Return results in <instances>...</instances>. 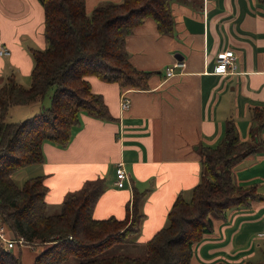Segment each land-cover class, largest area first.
<instances>
[{"label": "crops", "instance_id": "crops-1", "mask_svg": "<svg viewBox=\"0 0 264 264\" xmlns=\"http://www.w3.org/2000/svg\"><path fill=\"white\" fill-rule=\"evenodd\" d=\"M120 1L85 0V7L90 13ZM170 12L171 35H160L148 19L125 39L137 69L161 72L160 78L151 76L150 89L127 90L130 106L121 111L119 86L88 76L91 91L103 97L115 121L81 113L66 147L44 142L43 161L13 174L14 181L21 170L30 169V177L44 176L48 214L59 212L67 193L97 176L104 178L105 190L94 205L95 219H122L132 189L147 190L140 205V231L134 236L144 243L166 225L176 196L189 198L201 176L200 147L219 143L227 121H233L241 141L252 140L250 130L256 131V125L251 111L264 107V4L171 0ZM43 21L38 0H0V47L9 51L0 55V85L13 74L18 84L29 86L31 50L46 46ZM228 49L236 56L235 72L214 74L216 54ZM175 60H183V68L165 77L164 68ZM33 101L43 108V101ZM256 134L264 144V130ZM118 162L128 174L123 188L114 186ZM232 173L238 184H256L264 198V147L235 164ZM263 259L264 199L230 208L225 219L214 220L211 232L193 251L198 264H258Z\"/></svg>", "mask_w": 264, "mask_h": 264}, {"label": "trees", "instance_id": "trees-1", "mask_svg": "<svg viewBox=\"0 0 264 264\" xmlns=\"http://www.w3.org/2000/svg\"><path fill=\"white\" fill-rule=\"evenodd\" d=\"M38 1L43 8L46 46L31 50L30 84L24 87L10 74L0 85L1 222L8 231L23 237L26 245H44L31 264H62L69 258H75L76 264H198L193 261L194 247L211 232L214 220L225 219L230 208L264 199L256 184H238L232 173L235 164L264 147L256 134L264 130V107L251 111L256 125V131L250 130L252 143L241 141L229 120L219 143L200 147L198 183L189 198L181 193L176 196L166 225L144 242L143 258L121 253L101 256L139 233L143 219L140 205L147 190L132 189L122 219H95L92 211L105 190L104 178L84 181L67 193L59 212L48 214L44 176L30 177L21 185L12 176L43 161L44 142L66 147L73 129L80 125L81 113L115 121L103 97L91 91L88 76L116 83L121 91L148 90L151 76L161 77V72L140 70L130 62L125 39L148 19L160 35H171V0H121L97 6L90 13L85 0ZM257 1L264 4V0ZM49 91L48 107L20 122L6 120L12 107L42 102ZM23 248L28 246L5 250L0 245V264H21ZM258 264H264V259Z\"/></svg>", "mask_w": 264, "mask_h": 264}, {"label": "built area", "instance_id": "built-area-1", "mask_svg": "<svg viewBox=\"0 0 264 264\" xmlns=\"http://www.w3.org/2000/svg\"><path fill=\"white\" fill-rule=\"evenodd\" d=\"M9 51L1 46L0 47V55L7 56ZM215 66L213 69L214 74H232L235 72L236 66V56L233 50H224L216 54L215 57ZM184 66L183 60H175L172 64L167 66L164 69L165 77H171L176 74L177 70H181ZM120 109L121 111H125L130 106V99L127 96L126 91H122L120 94ZM115 179L114 186L116 188H123L128 182V174L126 173L121 162H118L115 166L114 170ZM261 236L263 234H260ZM29 244V245H28ZM29 248H33L34 244L28 243ZM0 245L3 246L5 250L12 249L16 246L24 247L27 246L23 237L14 235L11 231H8L6 226L0 220Z\"/></svg>", "mask_w": 264, "mask_h": 264}, {"label": "rangeland", "instance_id": "rangeland-1", "mask_svg": "<svg viewBox=\"0 0 264 264\" xmlns=\"http://www.w3.org/2000/svg\"><path fill=\"white\" fill-rule=\"evenodd\" d=\"M25 87V86H24ZM50 94L51 91H49L42 102L43 108H46L50 105ZM34 101L30 103L29 105H26L24 107H16L11 110L12 113H9L7 117V121L10 122H20L23 121L26 118L32 117L36 113L39 112L40 108H37V104ZM42 109V108H41ZM114 169V168H113ZM21 172V173H20ZM19 173L14 175L15 181L17 183H21L26 178H30V174L32 171L30 169L27 170H21ZM52 211V210H51ZM59 211V210H57ZM57 213V212H56ZM28 246V245H27ZM43 246H36L34 245L33 248H23L21 249V264H31L30 260L32 257L37 254L38 252L42 251ZM125 254L131 257H138L143 258L145 256V246L143 242H137L136 238L134 236L130 237L129 240L125 243L115 244L111 246L110 248L106 249L103 253H101V256L106 255H113V254ZM29 261V262H28ZM77 261L75 258H69L68 260L64 261L62 264H76Z\"/></svg>", "mask_w": 264, "mask_h": 264}]
</instances>
